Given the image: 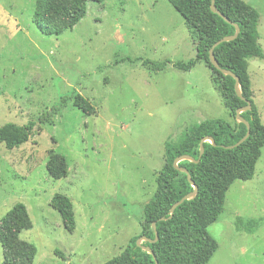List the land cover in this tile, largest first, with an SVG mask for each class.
I'll return each mask as SVG.
<instances>
[{"label": "rangeland", "instance_id": "374dc122", "mask_svg": "<svg viewBox=\"0 0 264 264\" xmlns=\"http://www.w3.org/2000/svg\"><path fill=\"white\" fill-rule=\"evenodd\" d=\"M260 15L264 0H242ZM37 0H0V126L33 123L28 142L0 144V219L16 204L31 228L17 240L35 246L32 264H104L140 235L143 207L156 192L164 144L192 125L235 120L198 62L183 18L166 0L89 2L85 17L58 35L33 21ZM253 102L264 125V58L248 60ZM80 96L90 107L74 106ZM63 158L66 176L46 164ZM55 194L72 204L75 229H65L51 206ZM257 220L252 233L236 221ZM218 248L208 264H264V147L254 177L235 181L219 220L208 227ZM0 246V264L2 263Z\"/></svg>", "mask_w": 264, "mask_h": 264}, {"label": "trees", "instance_id": "16d2710c", "mask_svg": "<svg viewBox=\"0 0 264 264\" xmlns=\"http://www.w3.org/2000/svg\"><path fill=\"white\" fill-rule=\"evenodd\" d=\"M104 0H37L33 21L45 36L58 35L61 29H72L85 17L87 4L102 3ZM183 18L189 38L195 50V59L186 64H154L155 69L171 65L182 72L190 71L198 62L207 66L211 80L220 93L224 106L235 123L221 119H208L189 127L176 143L164 144V164L156 177V192L144 205L142 229L139 236L132 238L118 256L104 264H208L218 245L208 234V227L216 223L223 212L225 196L235 181H249L254 177L255 166L264 147V125L253 102L251 81L248 75V60L264 58L258 42L259 13L242 0H166ZM215 9L228 22L211 10ZM239 34L236 38L223 39ZM212 50L217 69L209 61ZM222 72H228L224 74ZM234 77L242 100L236 93ZM250 103V110L241 112L237 120L236 111ZM74 106L85 115L90 114L89 103L80 96ZM248 138L235 145L246 135ZM33 123L23 126L4 124L0 126V144L13 150L28 142ZM211 139V142L207 141ZM200 146L203 154L200 157ZM183 158L177 164L176 159ZM192 160V161H190ZM199 160V161H198ZM198 161V162H197ZM178 169H184L186 173ZM48 175L54 179L66 176L63 158L52 157L46 164ZM189 177V179H188ZM195 195L170 210L174 204L194 192ZM50 206L60 215L69 232L75 229L72 204L63 194H55ZM154 224V227H153ZM257 220L236 221L238 231L252 233L258 226ZM31 222L22 204L14 205L0 219L1 264H32L36 256L34 245L18 241L22 231L29 230ZM157 235V241L155 237ZM143 238L146 241H136ZM144 248L152 251L148 254Z\"/></svg>", "mask_w": 264, "mask_h": 264}, {"label": "water", "instance_id": "95a60500", "mask_svg": "<svg viewBox=\"0 0 264 264\" xmlns=\"http://www.w3.org/2000/svg\"><path fill=\"white\" fill-rule=\"evenodd\" d=\"M211 10H212V12L216 13V14L219 15L221 18H223L226 22H228V20H227L223 15H221V14L215 9V7H214V2H213V1L211 2ZM235 28H236V32H235V35H234L233 37H231V38H229V39L226 38V39H223V40L219 41L218 43H216V44L213 46V48H215V47H216L219 43H221L222 41H226V40H230V39H234V38H236L237 35L239 34V29H238L237 26H235ZM209 61H210L211 65L217 69V65H216V63H215V61H214V58H213L212 50L209 52ZM222 73H224V74H228V72H222ZM234 80H235V85H234L235 91H236L237 95H238L242 100H244V99L241 97L240 90H239V88H238V79H237L236 77H234ZM248 110H250V103H249V102H247V106H246L245 108L236 111L237 120H238V121H242L241 118L239 117V114H240L241 112L248 111ZM245 125H246V128H247V133H246V135H245V136H244V137H243V138H242V139H241V140L235 145V147H237V146H239L240 144H242V143L248 138V136H249V126H248L247 123H245ZM207 141H209V142H211V144H213V142H212L211 139H208ZM202 154H203V147L200 146V157H201ZM181 160H183V158H178V159H176V160L174 161L173 165H174L175 168H177V164H178V162H180ZM190 161H192V160H190ZM198 161H199V160H198ZM198 161H197V162H198ZM178 170H180L181 172L186 173V171H185L184 169H178ZM188 179H189V177H188ZM196 191H197V188L194 187V192H193L192 194L187 195V196L184 197L181 201H179V202H177L176 204H174V205L172 206L171 210H170V215L173 214L175 208L178 207L183 201L192 198V197L195 195ZM153 227H154V224H153ZM142 241H146V240L143 239V238H139V239L136 241L137 246H139V245H140V242H142ZM156 241H157V235H156L155 240H154L153 242H156ZM144 250H145L148 254L153 255V254H152V251H151L150 249H148V248H144ZM155 264H157L156 261H155Z\"/></svg>", "mask_w": 264, "mask_h": 264}]
</instances>
